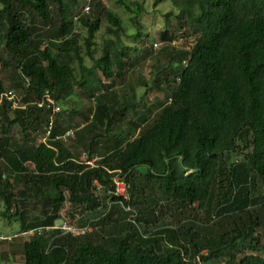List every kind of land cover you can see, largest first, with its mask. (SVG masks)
Returning a JSON list of instances; mask_svg holds the SVG:
<instances>
[{
    "label": "trees",
    "instance_id": "obj_1",
    "mask_svg": "<svg viewBox=\"0 0 264 264\" xmlns=\"http://www.w3.org/2000/svg\"><path fill=\"white\" fill-rule=\"evenodd\" d=\"M169 1L178 11L166 16H174L180 28L193 36L189 49L170 55L169 67L175 74L171 77L164 69L163 82L174 85L170 102L137 137L118 139L109 154H100L97 165L87 166L78 163L59 138L69 129L58 124L50 129L51 111L30 101L41 100L47 92L57 102L64 101L80 86L92 90V99H97L96 124L108 131L123 121L126 114L118 110L117 100L112 105L115 98L94 93L91 83L96 78L105 87L96 77L97 70L113 80L117 67L124 66L125 47H117L116 40L108 38L97 56L95 41L103 18L110 23L107 33L120 39L122 19L102 0H88L79 11V0H0V48L5 53L0 63L19 72L18 80L9 84L30 102L24 109L2 105L3 129L9 134L19 125L26 141L39 128L50 129L49 143L35 141L30 154L33 168L20 159L8 160L11 143L4 136H0V161L7 159L32 195L53 208L45 218L25 222L26 230L53 225L67 199L74 208L99 210L104 204L94 191L95 182L109 193L114 176L121 175L129 183L133 170L139 169L148 182L158 183L164 197L181 203L208 202L215 187L227 181L224 203L211 221L223 231L203 252L199 232L194 224L187 226L189 219L160 231L166 240L161 250L153 244L134 246L130 235L105 242L95 240L92 230L81 235L50 230L24 241L25 264H208L220 258H226L227 264H264V243L255 236V228L264 226V202L252 189L254 182L264 185V0ZM38 22L51 30L43 34ZM160 35L174 45L175 36L168 29ZM85 56L94 64L88 66ZM9 89L0 82V91ZM75 136L76 131L69 139ZM97 136L89 142L91 155ZM232 152L242 153L243 161L229 162ZM145 194L144 186L125 201L133 210H126L128 220L134 212L137 222L148 223L149 216L158 213L156 207L148 206ZM0 198L5 208L2 215L12 217L8 215L12 193L1 184ZM119 206L111 204L100 217L102 228L114 220ZM184 233L187 244H179ZM238 253H242L239 258Z\"/></svg>",
    "mask_w": 264,
    "mask_h": 264
},
{
    "label": "rangeland",
    "instance_id": "obj_2",
    "mask_svg": "<svg viewBox=\"0 0 264 264\" xmlns=\"http://www.w3.org/2000/svg\"><path fill=\"white\" fill-rule=\"evenodd\" d=\"M88 0H79L80 10L82 6L87 4ZM104 5L110 10L117 13L122 19L123 30L120 34V39L114 35L107 33V28L110 23L103 18L99 32L96 34V49L97 56L102 52L104 41L108 38L116 40L117 47L123 46L125 60L123 68L117 67L118 74L112 79H106L101 70H97L96 77L100 78L105 87L99 85L97 79L91 82L95 91L94 93H104L112 100V105L117 100L119 111H123L126 117L123 121L115 123L111 129L105 131L94 121V113L97 107V99H92V90H84L83 87L77 86L74 88L73 94L64 101L56 103L61 107V110L54 115V124H58L66 130L74 129L76 136L63 141L62 144L66 150H69L78 163L86 164L87 166H95L100 162V154H109L114 148V142L118 139L126 140L128 138L137 137L139 132L149 127L162 108L170 102L171 93L174 90V85L167 86L163 82V72L167 69V73L172 77L175 73L169 67L170 55L178 50L189 49L193 43L192 32L188 29L180 28V24L174 16L167 17L169 12L177 13L178 9L174 7L169 0L157 2V0H123L124 4L119 3V0H102ZM97 2V1H95ZM93 15H96L94 9ZM39 29L43 34L48 33L51 27L38 22ZM168 29L175 37V44L171 45L162 40L161 32ZM86 35V30H82V36ZM43 38V37H41ZM157 43V47H155ZM83 45V40L81 41ZM3 48H0V58L4 56ZM186 54H183V56ZM86 64L91 66L94 61L85 56ZM186 59V57H185ZM116 71V72H117ZM159 77L156 78V75ZM19 72L12 69L3 68L0 63V82L5 88L18 90L9 82L18 80ZM168 76V77H170ZM154 80V83H153ZM112 82V83H111ZM111 83V84H109ZM19 91V90H18ZM133 123H130V121ZM134 123H138L139 127H135ZM5 121L0 119V136L9 138L11 143L10 158L8 160L20 159L26 162L31 168L34 167L33 161L30 160V154L37 142H50L48 128H39L36 133L32 132L29 141L23 138V131L19 125L13 126L11 132L7 134L3 126ZM47 133H46V132ZM46 133V134H45ZM100 134V136H97ZM97 136V144L94 155H91L89 142ZM21 150L24 154L17 151ZM229 162L243 161V154L240 152H232L228 154ZM7 159L0 161V184L8 192L12 193V207L8 215L5 217L2 212L5 210L4 202L0 198V233L3 234H19L20 232L28 231L23 228L24 223L34 221L35 219L45 218L52 214V206L48 202L39 198L36 199L18 172L14 170ZM253 194H256L259 202H264V185L254 182ZM129 194L137 192L142 187H146V200L148 206L156 207L158 213L150 215V221H138L134 224L128 220V214L123 208L120 199H114L111 193L105 191L104 188L97 189V196L103 202V206L95 211L81 210L74 208L70 201L61 206L59 217L53 225L40 226L30 229L32 232L26 235L15 237L12 241H0V264H25L24 256V241L29 240L37 233L47 234L50 230L62 232L60 229L52 226H60L64 222L84 226L87 222H92V236L95 240H115L122 239L130 235V240L134 246L145 247L153 244L156 249L161 250L164 245V232L160 231L173 223H178L181 220L189 219L187 226L194 224L195 229L199 232L203 242V252H208L209 245H213L214 241L223 231L221 226H212L211 221L216 218L218 209L223 205V192L226 191L227 181L216 186L214 195L210 201L204 203H181L171 201L164 197L158 188L156 181L148 182L145 174L135 169L129 177ZM69 196L68 192H66ZM119 204L114 214V220L109 222L105 228L100 225V217L103 216L110 204ZM125 211H123V210ZM19 212V216L14 217L15 213ZM52 227V228H51ZM227 229V228H226ZM187 229H185L186 231ZM184 228L182 229V232ZM255 236L264 243V226L255 228ZM158 234L160 236H158ZM185 235H181L178 240L179 244H187ZM214 239V240H213ZM242 248V247H241ZM240 248V249H241ZM242 255L238 253L237 258ZM208 264H227L226 258H220L210 261Z\"/></svg>",
    "mask_w": 264,
    "mask_h": 264
},
{
    "label": "built area",
    "instance_id": "obj_3",
    "mask_svg": "<svg viewBox=\"0 0 264 264\" xmlns=\"http://www.w3.org/2000/svg\"><path fill=\"white\" fill-rule=\"evenodd\" d=\"M85 10L88 12L90 10V6L86 5ZM173 44H175V41L173 42ZM154 45L155 47H157V43H155ZM23 97H24L23 94L18 93L14 89L2 90L0 91V107L5 103H8L13 109H18V108L24 109L31 102L32 104H36L38 107L46 108L51 111V121H50V129H51L54 124V115L61 110V107L56 103L51 93L47 92L41 100L30 101V102H25ZM50 129L48 130V134L50 133ZM74 134H75V130L69 129L65 134L61 135L59 138L62 139L63 141H67L69 137H72ZM95 183L97 187L96 189H94V191L97 194V189L101 187L98 185L97 182ZM109 193H111L113 196H117V198L120 199L125 210L127 211L132 210L130 206L124 205L125 201L129 200L130 194H129V184L127 183V181L124 179L123 176L116 175L113 177V189L110 190ZM110 208H111V204L108 210ZM129 220L137 225L138 222L136 219V213L135 214L134 212L131 213ZM52 227L56 229H60L64 233H69L72 235H81L92 230L91 221L87 222L84 226H78L64 222L60 226H52ZM32 231L33 230H28V231L20 232L19 234L15 233L13 235L0 233V241H6V242L12 241L15 237H18L20 235H26Z\"/></svg>",
    "mask_w": 264,
    "mask_h": 264
}]
</instances>
